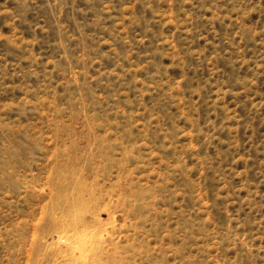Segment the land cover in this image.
<instances>
[{"label": "rangeland", "instance_id": "obj_1", "mask_svg": "<svg viewBox=\"0 0 264 264\" xmlns=\"http://www.w3.org/2000/svg\"><path fill=\"white\" fill-rule=\"evenodd\" d=\"M0 264H264V0H0Z\"/></svg>", "mask_w": 264, "mask_h": 264}, {"label": "bare ground", "instance_id": "obj_2", "mask_svg": "<svg viewBox=\"0 0 264 264\" xmlns=\"http://www.w3.org/2000/svg\"><path fill=\"white\" fill-rule=\"evenodd\" d=\"M75 228H77V229H82L83 230V228H87V224H86V222L85 223H82V222H78L77 224H76V222H75V225H73ZM80 229V230H81ZM61 238L63 239V237L61 236ZM63 240H65V241H67V242H69L70 244H72V246H79L80 245V242L79 241H77V240H72V239H70V238H64Z\"/></svg>", "mask_w": 264, "mask_h": 264}]
</instances>
